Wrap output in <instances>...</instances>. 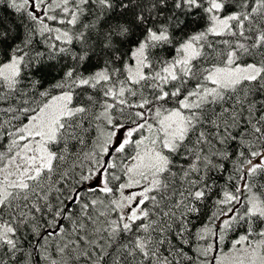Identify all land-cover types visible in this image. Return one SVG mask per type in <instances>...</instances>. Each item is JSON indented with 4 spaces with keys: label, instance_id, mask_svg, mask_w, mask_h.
Instances as JSON below:
<instances>
[{
    "label": "snow or ice",
    "instance_id": "obj_1",
    "mask_svg": "<svg viewBox=\"0 0 264 264\" xmlns=\"http://www.w3.org/2000/svg\"><path fill=\"white\" fill-rule=\"evenodd\" d=\"M0 264H264V0H0Z\"/></svg>",
    "mask_w": 264,
    "mask_h": 264
}]
</instances>
